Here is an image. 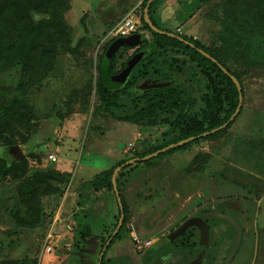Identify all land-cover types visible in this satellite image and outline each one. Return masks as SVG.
<instances>
[{"label":"trees","instance_id":"16d2710c","mask_svg":"<svg viewBox=\"0 0 264 264\" xmlns=\"http://www.w3.org/2000/svg\"><path fill=\"white\" fill-rule=\"evenodd\" d=\"M148 1L144 0V7ZM193 1L198 2L193 9L196 10L200 4L211 0ZM155 2L156 0L152 2L148 10L151 21L160 29L173 32L162 22ZM71 4V0H0V188L8 181L16 182V194L10 214L18 228L43 226L52 215L48 212L49 204L45 199L52 195L61 197L71 179L70 174L57 171L52 166L53 163L45 170L33 171L28 155L18 160L10 153L11 146L19 145L21 139H24V144H28L31 135L37 132L40 123L35 105L36 97L52 78L59 76L62 55L68 53L78 57L83 53L80 50L81 42L79 40L74 42V30L68 21L67 12ZM214 6L207 14L220 26L214 45L192 35L175 32L195 45L191 46L177 37L157 32L146 22L143 13L139 30H143L142 43L145 53L127 81L123 85H117L112 81L132 57L125 56L126 58L122 59L126 51L132 48L125 45L109 61L104 60L103 53L96 65V74L91 72L90 78L82 88L73 90L59 106H54L53 110L60 118L73 113L76 108L89 111L94 91L97 102L93 105L92 113L95 115L105 114L141 127L167 125L161 140L157 142L136 140L133 142L134 148L127 150L122 159L81 184L82 189L110 192L118 203L112 182L114 170L118 166L132 158H143L172 143L218 128L235 113L240 102V91L236 83L218 63L199 49L216 58L238 78L242 86V107L227 127L167 149L149 159L128 164L119 171L118 188L125 217L120 230L105 251L102 264H123L125 260L130 261L131 258L126 255L108 254L118 241L121 242L126 237H133V243H136L128 225L129 209L123 195L122 177L141 164L152 165L158 158L181 149H188L197 142L222 137L242 114L243 101L246 99L245 76L252 70L264 71V0H220L214 2ZM192 14L193 12L190 13L191 16ZM188 17L180 21L185 22ZM145 30L150 32L149 38L145 35ZM114 40L115 38L111 39L107 47ZM145 81H148V86L142 89L140 85ZM208 157V154L196 153L191 160L192 169L199 170L202 166H198V163L206 162ZM205 211L209 212L211 217L203 216L201 212L199 214L209 223L212 236V226L219 221L218 215L214 216V213L224 211L220 208ZM121 213V207L118 205L113 224L99 229V234H96L98 233L96 231L83 230V227H86L83 220L87 212L75 215L77 264H89L86 249L89 248L87 245L91 240L92 243H96L99 248L97 254H100L117 227ZM225 220L233 229V240L228 250L230 252L236 239V230L227 219ZM242 228L244 234V227ZM103 230L106 234H103ZM13 243L12 239L10 245ZM210 245H213L212 241ZM162 247L163 252L165 250L186 252L187 261L197 257L202 250H205L204 259L211 248L199 244V230L194 226L175 240H167L166 247L157 248L155 244L149 245L145 254L141 256V264H161L163 261L156 255L161 253H157L156 250ZM53 249L55 244L52 245L51 250ZM225 259L226 256L223 260ZM98 261L97 256L94 264H98ZM0 264H10V261L0 260ZM12 264H37V260L27 257L21 262L15 260ZM181 264H186V261Z\"/></svg>","mask_w":264,"mask_h":264},{"label":"rangeland","instance_id":"374dc122","mask_svg":"<svg viewBox=\"0 0 264 264\" xmlns=\"http://www.w3.org/2000/svg\"><path fill=\"white\" fill-rule=\"evenodd\" d=\"M216 1L220 0L202 3L196 10L193 9L198 2L195 3L193 0H156L155 3L158 5L162 22L166 23L174 33L192 35L207 44L214 45L217 42L220 26L207 14L214 9ZM143 2L144 0H71V8L67 12L68 21L74 30V42L78 40L81 42L80 50L83 53L78 57L68 53L63 54L59 76L52 78L48 87L43 88L36 97L35 105L40 126L37 132L31 135L28 144L23 143L24 139H21L19 144L24 156L28 155L33 171L47 169L53 163L50 161L51 154L64 158V154L69 153V156L73 157L71 159L77 158L79 163L81 161L79 157L83 156V163L95 164L94 168L85 169L87 173L84 175H88L86 178H91L101 169L107 168L106 162L111 158L105 153L107 150L115 151L113 155L118 154L119 151L122 153L130 140L134 139L138 125L116 120L105 114L92 113L93 105L97 102L94 91L89 111L76 108L73 113L65 114V117L60 118L53 109L72 94L73 90L82 88L90 78L91 72L96 74V65L101 55L105 54L108 42L111 41L108 32L114 25L132 13L134 18L139 19L138 26L141 28V15L146 8ZM191 12H193L192 16ZM185 17H188L185 22L180 21ZM105 31L107 32L104 33ZM145 35L149 37L150 32L145 30ZM135 49H128L122 59L130 56ZM244 85L246 99L243 101L242 114L222 137L202 140L188 149L168 154L165 163H161L162 158H158L152 165L141 164L134 172H131V169L130 178L136 179V183H132L128 173L122 177L123 195H127L129 200L131 197L132 200L139 202L141 217L157 215L158 219L151 224L159 221L158 226H140L141 231L138 224L141 223L142 218L137 220L138 224L135 226L131 221L128 223L131 236L136 235L141 239L142 249L136 246L137 243H133V237H126L120 244L128 250L132 261L125 260L123 264H141V256L149 247L144 242L151 240L153 241L151 244H155L156 247H166L167 241L164 236L179 227L177 226L179 222L181 225L185 220L193 217V214L200 212L211 217L205 210L216 208L236 217L245 231L236 253L228 264H264V71H250L245 76ZM166 128L167 125L163 124L140 126L139 139L157 142L162 139V133ZM88 136L94 142L96 140L101 142L103 148L105 146V152L104 149L97 147H85L83 154L80 155L81 147H84V142L81 140ZM199 152L208 154L209 157L206 162L198 163V166H202L199 170H193L189 161ZM60 162L52 164L57 171ZM77 169L76 164L75 171ZM80 178L81 175L76 178V183ZM155 189L158 192L155 193ZM177 191L181 196L174 201V192ZM147 192L152 193L154 198L150 197L151 201L144 205L140 198ZM15 194L16 182L8 181L0 188V260L10 261L12 264L15 260L21 262L24 258L30 257L36 259L37 264H45L43 262L47 259V255H44L46 248L55 244L53 250L60 257L57 258L52 253L51 256H55V259L50 264H72L68 256L75 257L73 242L75 240L71 241L72 245L69 247L71 243L66 244V240L63 239L70 238L71 233L76 231L77 222L68 209L70 201L66 203L68 196L66 190L61 197L52 195L45 199L49 204L48 212L52 215L43 226L36 228L16 227L14 218L10 214ZM106 196V193L100 191L94 198L92 197L96 202L95 209L99 217L87 216L83 220L87 225L83 227L85 232L89 230L98 232L104 227L103 224L109 225L113 221ZM112 198L116 202L115 197ZM160 198L161 202L158 201ZM163 198L172 200L173 206L176 205L172 211L168 209L170 206L168 203L164 204ZM162 212L163 216L160 215ZM63 219L65 222L61 224L60 221ZM54 228L55 230L57 228L56 232ZM15 230L17 232H14ZM66 230H70L71 233H66ZM232 230L231 225L220 216L219 221L212 226L213 245H210L211 248L207 256L202 259V264H225L226 259L223 258L225 256L227 258L229 254L228 250L233 240ZM50 233L51 239L47 240ZM12 239L14 243L10 245ZM89 246L90 252L98 249L94 242ZM163 249L164 247L156 251L161 253ZM124 253L123 248L116 243L109 255ZM161 264L171 263L166 260Z\"/></svg>","mask_w":264,"mask_h":264},{"label":"crops","instance_id":"0c3cea01","mask_svg":"<svg viewBox=\"0 0 264 264\" xmlns=\"http://www.w3.org/2000/svg\"><path fill=\"white\" fill-rule=\"evenodd\" d=\"M144 16H145V12H144ZM141 30V29H140ZM141 31H143V30H141ZM143 33V32H142ZM144 33H145V31H144ZM174 33V32H173ZM176 34V33H175ZM176 35H178V34H176ZM180 36V35H179ZM143 37V36H142ZM147 38H149V37H147ZM141 46V44H139L138 46H134V47H132V48H130V49H135V50H137L139 47ZM135 50L133 51V53L135 52ZM133 53H131V55L133 54ZM132 124H135V123H132ZM135 125H137V124H135ZM139 126V125H138ZM141 132H140V126L135 130V137H134V139H131L130 140V142H132V141H136V140H138L139 138H141ZM81 141H83L84 143H83V145H84V147H81V151H80V155L81 154H83V152H84V150H85V147H97V148H100V149H104V152H105V146H104V148H103V146L101 145V142H99V141H93V139L91 138V137H89L88 136V138H84V139H82ZM88 143H91V144H88ZM128 146V145H127ZM127 146L122 150L123 152L121 153L120 151H119V153L118 154H115V155H113V153L115 152V151H113V150H107V152H105L106 154H107V156H110L111 158H109V160H107V168H109V167H111V166H113L118 160H120V159H122L123 157H124V155H125V153L127 152V150H128V148H127ZM126 149V150H125ZM177 152H179V151H176L175 153H177ZM90 154V153H89ZM182 155V154H181ZM64 158H61L60 156H58L57 157V159L58 160H56V162H60V164L58 165L59 167H58V169H59V171H61V172H63V173H66V174H70L71 175V179H70V181H69V184H68V186H67V188H66V192L68 193V196H67V199H66V203H69L68 202V200L70 201V203H69V210L71 211V215H73V217L74 218H76L75 217V215L76 214H79V212H82V214H85V212H87V215L85 216V218H87V216H88V218L89 217H93V218H95V217H99V214L97 213V209H95V204H96V202L93 200V198L95 197V194H97V191H95V190H91V189H82L81 188V184L83 183V182H85L86 180H88V179H90V177H87L86 178V176H88V175H84L85 173H87V172H85V169H87V170H89V167H91V168H94V166H95V164H85V163H83L82 162V159H83V156L81 157H79V158H81V161H80V163L77 161L78 159L77 158H75V159H71V158H73V157H71V155L69 156V153H67V155H65L64 154ZM178 157V156H177ZM186 157V156H185ZM184 157V158H185ZM183 158V159H184ZM166 156L165 157H163L162 159H161V163H165L166 162ZM186 159H188V156H187V158ZM50 161H52V160H50ZM56 162H53V163H56ZM189 162H191V161H189ZM188 162V163H189ZM105 163V164H106ZM76 164L78 165V171L76 170L75 171V166H76ZM57 168V167H56ZM103 169H106V168H103ZM103 169H101V170H103ZM137 170V168H134V169H132V171L131 172H134V171H136ZM79 175H81V178H80V180L76 183V178L79 176ZM128 175H129V178H130V172L128 173ZM92 178V177H91ZM135 178H136V174H135ZM131 180H132V178H130ZM136 179H133L132 180V183L134 182V183H136ZM123 188H124V186L122 185V190H123ZM124 191V190H123ZM104 193H106L107 194V196H106V200H107V206L109 205V207H110V209H111V213H110V215H111V217L113 218V221H114V216L116 215V213H117V211H118V205L120 206V203H119V200H118V203H117V201L116 202H114L113 201V198H112V194L110 193V192H107V191H103ZM155 193L156 192H158L157 191V189H155V191H154ZM124 194H125V192H124ZM152 194V193H151ZM149 192H147V193H145V194H143V196L140 198L141 199V202H142V204H146V203H148L149 201H151V198H154V196L152 197V195H151ZM161 195V194H160ZM163 195V194H162ZM127 196V195H126ZM126 196L124 195V198H125V200H126V202H127V205H128V209H129V222L131 221L132 222V225L133 226H135V224H138L137 223V220H140V218H142L141 219V223L140 224H138L139 225V227L140 226H152V225H154V226H158V222L159 221H157L156 223H154V224H151V222H153L154 220H157L158 218V216L156 215H143L142 217H141V212H139V207H141L140 205H139V202H137V200H132L131 199V197H130V200H129V197L127 196V198H126ZM179 196H181L180 195V193H178V191L177 192H174V201H176L177 199H178V197ZM93 197V198H92ZM151 197V198H150ZM180 198V197H179ZM117 199H118V197H117ZM161 198L158 200V201H160L161 202ZM163 200H164V204L165 203H168L170 206H169V210L170 211H172V209H174V207L176 206V205H174L173 206V202H172V200H169V199H167V198H163ZM112 206H113V208H112ZM121 207V206H120ZM124 207V206H123ZM121 211H122V209H121ZM76 212H78V213H76ZM225 213V212H224ZM122 214V213H121ZM146 214V213H145ZM216 214H218V213H214V216H216ZM160 215L161 216H163V212L162 213H160ZM203 216H206V217H208L207 216V214L205 215V214H202ZM192 216H200V214H193ZM121 217V216H120ZM124 217H125V214H124ZM220 217V216H219ZM169 218V217H168ZM223 218V217H222ZM165 219V218H164ZM76 220V219H75ZM120 220V219H119ZM113 221H111V224H109L108 225V223L107 224H103L104 225V227H110L112 224H113ZM61 222V224L62 223H64L65 222V220L63 219L62 221H60ZM77 222V221H76ZM118 223H119V221H118ZM83 225L84 226H86L87 227V225L85 224V223H83ZM180 225V222L177 224V226H179ZM242 226V225H241ZM116 229V228H115ZM54 230H55V228H54ZM56 230H57V228H56ZM56 230H55V232H56ZM140 231H141V227H140ZM140 231L138 232V230H137V232L138 233H140ZM88 232H90V230L88 231ZM99 232V231H98ZM103 232V234H106V231L105 230H103L102 231ZM66 233H71L70 232V230H66ZM133 233V232H132ZM113 234V233H112ZM133 234H135V233H133ZM132 234V235H133ZM59 236H61V235H59ZM71 237L70 238H64L63 240H66V244H70L71 243V241L72 240H75L76 241V238H77V233H76V231L72 234L71 233V235H70ZM112 236V235H111ZM115 237V236H114ZM113 237V238H114ZM164 237H166V235L164 236ZM112 238V239H113ZM110 239V237L108 238V240ZM108 240H107V242H106V244H105V246L104 247H106L105 248V250H104V247H103V250L100 252V254L98 255L97 253H98V249L94 252H90V251H88V249H86L87 251H86V259H87V261H88V263L89 264H94V262L96 261V258H97V256L99 257V261H98V264H99V262H102V260H103V258H102V260H101V255H102V252L104 251V254H105V251H106V249H107V247H108V245L111 243H108ZM155 240V239H154ZM60 241H62V239L60 240ZM75 241H73L74 243H75ZM92 241V240H91ZM88 242L89 244L90 243H92V242ZM112 241V240H111ZM210 242H211V235H210ZM59 243V242H58ZM57 243V244H58ZM62 243V242H61ZM108 243V244H107ZM122 243H123V241H122ZM200 244V243H199ZM72 245V243L69 245V247ZM117 245L118 246H120L121 248H123V252L125 251V253L124 254H122V255H126V256H129V252H127L128 250L125 248V247H123V245H121L120 244V241H118L117 242ZM209 245H210V243H209ZM203 246V245H202ZM87 247H90L89 245H87ZM205 247V246H204ZM208 247H210V246H208ZM157 248H159V247H157ZM207 248V247H206ZM67 249H70V248H67ZM158 250V249H157ZM52 251V252H51ZM51 251H46V254H44L45 256H46V258L47 259H44V262L43 263H45V264H50V262L51 261H54V259H55V256H57V258H58V254H56V252H53V250H51ZM52 253L53 254H55V256L54 257H52L51 255H52ZM157 253H158V251H157ZM204 253H205V250H202V252L200 253V254H203L204 255ZM169 254H173L174 256H176L177 258L179 257V256H183V257H185L186 259H188L187 257H188V254L186 253V252H183L182 250H179V251H175V252H173V251H170V250H168V251H166L165 250V252H161V254H156L157 255V257L160 259V260H162V258H164V256H166L165 257V260H168L171 264H181V263H185V261H183V262H180V261H182L181 259H178V262H173V259L171 258V257H168L169 256ZM109 255V254H108ZM114 256H118V255H114ZM60 257V256H59ZM69 257V262L70 263H72V264H77L78 262H77V256L75 255V257L74 256H68ZM103 257H104V255H103ZM161 257V258H160ZM67 259V258H66ZM191 259H197V258H191ZM190 259V260H191ZM203 259V258H202ZM202 259L200 260L201 262H202ZM101 260V261H100ZM201 262L199 263V264H201Z\"/></svg>","mask_w":264,"mask_h":264},{"label":"water","instance_id":"95a60500","mask_svg":"<svg viewBox=\"0 0 264 264\" xmlns=\"http://www.w3.org/2000/svg\"><path fill=\"white\" fill-rule=\"evenodd\" d=\"M153 1L154 0H149L148 3H147V6L145 8V16L144 17H145L146 22L149 24V26L153 30H155L157 32H160V33H163V34H168L170 36L177 37L180 40L186 42L187 44H190L191 46H195L193 43L187 41L182 36L176 35L173 32H168L166 30L160 29L159 27H157L151 21L149 15H148V10H149V8H150V6H151V4H152ZM142 41H143V37H142V34L141 33H134V34H132L130 36L117 38L108 47V49H107V51L105 53L104 60L105 61L111 60L113 58L114 54L122 46L127 45V46H130V47H134V46H138L139 44H141ZM199 50L204 55H206L207 57H209L210 59H212L214 62L218 63L221 66V68L225 72H227L231 76V78L234 80V82L236 83V85L238 87V90L240 91V102H239V105H238L235 113L232 115V117L226 123H224L223 125L219 126L218 128H215V129H213L211 131H208V132H204V133H202L200 135H197V136H191L189 138L180 140L179 142H176V143H172L169 146H167L165 148H162V149H160V150H158V151H156L154 153H151V154H149V155H147V156H145L143 158L136 157V158H132L130 160H127L126 162H124L123 164H121L120 166H118L114 170V173H113V176H112V182H113L114 189H115L116 195L118 197V200H119V203H120V206H121V209H122V214H121V217H120V220H119V223H118L116 229L114 230L112 236L108 240V243H110L111 240H112V238L117 235V233L120 230V228H121V226L123 224V221H124V207H123V202H122V198H121V195H120V191H119V188H118V173H119V171L122 168H124L126 165H128V164L137 162L139 160L149 159V158H151V157H153L155 155H158L159 153H161V152H163V151H165L167 149H170V148H173V147H176V146H180L182 144H185V143H188L190 141H193L196 138H199V137H202V136H206L208 134L215 133V132H217V131H219V130L225 128V127H227L235 119V117L237 116V114L239 113V111H240V109L242 107V86H241V83L238 80V78L235 75H233L232 73H230L211 54L207 53L206 51H204L202 49H199ZM143 56H144V52L143 51H139V52L135 53L125 63L123 69L118 74H116L114 76V78L112 79V81L115 84H117V85H123L125 83V81H127V78L130 75L132 69L142 59ZM10 153L14 154L15 158L18 159V160H21L24 157V154L21 151V147L19 145H13V146H11L10 147ZM216 215H219V216L227 219L234 226V228L236 230V239H235L234 245H233L232 249L230 250V252L228 254V257L226 258V262H225V264H228L231 261L232 257L234 256V254L236 253V251H237V249H238V247H239V245L241 243L242 236H243V228H242L241 224L237 221V219L234 216H232V215L225 214V213H218ZM194 226L197 227L198 230H199V243H200V245H203L205 247H208L209 246V243H210V225H209V223L207 222V220L203 216H193V217L188 218L179 227H177L175 230H173L172 232H170L169 234H167V240L168 241L175 240L176 238H178L179 236H181L182 234H184L190 227H194ZM105 248L106 247H104V250H105ZM103 255H104V251L102 252L101 260L103 258ZM202 258H203V254H200L199 257L197 258L195 264H199L200 263V260ZM99 264H102V262H99Z\"/></svg>","mask_w":264,"mask_h":264},{"label":"built area","instance_id":"2783aa9c","mask_svg":"<svg viewBox=\"0 0 264 264\" xmlns=\"http://www.w3.org/2000/svg\"><path fill=\"white\" fill-rule=\"evenodd\" d=\"M138 23L139 19L134 18V15L132 13H129L126 17H124L119 23L114 25L108 32V34L111 35V39L113 38H121V37H126L130 36L138 31ZM133 142H129L128 144V150H130L133 147ZM50 159L53 161L57 160V157L53 154L50 155ZM51 233L49 234L48 238L51 237ZM51 238L47 239L50 240ZM134 239L136 240L137 247L141 250V240L139 239L138 236L134 235ZM152 242L149 240L147 242H144L146 245H150ZM52 246H47L46 251H51Z\"/></svg>","mask_w":264,"mask_h":264},{"label":"flooded vegetation","instance_id":"af4514ba","mask_svg":"<svg viewBox=\"0 0 264 264\" xmlns=\"http://www.w3.org/2000/svg\"><path fill=\"white\" fill-rule=\"evenodd\" d=\"M108 49V48H107ZM145 49L143 48V43H141V46L137 49V50H135V52L132 54V56L135 54V53H137V52H139V51H143L144 53H145V51H144ZM136 66V65H135ZM122 69H123V67H122ZM134 69V68H133ZM133 69H132V71H133ZM131 71V72H132ZM118 74V73H117ZM131 74V73H130ZM130 76V75H129ZM128 76V77H129ZM126 82V81H125ZM147 84V85H146ZM141 87H142V89L143 88H145V87H147L148 86V81H145V82H143L141 85H140ZM165 239H166V241H167V235H166V237H165ZM151 241V240H150ZM152 243H153V241H151ZM155 243H157V242H155ZM158 243H159V241H158ZM157 243V244H158ZM200 255V254H199ZM199 255L197 256V257H195V258H198L199 257ZM165 257L166 256H164V258H162V261H166L165 260ZM168 257H171L172 259H173V262L175 263V262H178V259H181L182 261H180V262H183V261H186V264H195V262H196V260L197 259H191V260H189V261H187V259L185 258V257H183V256H179L178 258L176 257V256H174L173 254H169V256Z\"/></svg>","mask_w":264,"mask_h":264},{"label":"clouds","instance_id":"9594fccd","mask_svg":"<svg viewBox=\"0 0 264 264\" xmlns=\"http://www.w3.org/2000/svg\"><path fill=\"white\" fill-rule=\"evenodd\" d=\"M139 24V23H138ZM136 33H141L142 34V31L141 30H139V26H138V31L136 32ZM115 39H117V38H115ZM128 147V146H127ZM201 262V261H200Z\"/></svg>","mask_w":264,"mask_h":264}]
</instances>
